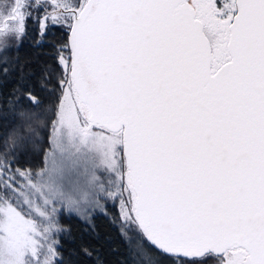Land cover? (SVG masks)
<instances>
[{"label":"snow or ice","instance_id":"1","mask_svg":"<svg viewBox=\"0 0 264 264\" xmlns=\"http://www.w3.org/2000/svg\"><path fill=\"white\" fill-rule=\"evenodd\" d=\"M0 13V51L29 20L56 37L53 122L98 138L111 171L86 198L118 204L171 264H264V0H0ZM31 123L0 136V162ZM51 207L0 179V264H40Z\"/></svg>","mask_w":264,"mask_h":264},{"label":"trees","instance_id":"2","mask_svg":"<svg viewBox=\"0 0 264 264\" xmlns=\"http://www.w3.org/2000/svg\"><path fill=\"white\" fill-rule=\"evenodd\" d=\"M55 39L51 34L38 36L37 25L29 20L19 44L0 59V136L18 125L23 114L32 116L31 128L22 130L25 142L9 149L12 154L7 159L31 170L44 166L50 146L54 123L50 88L57 71L51 44ZM28 94L39 100L33 103ZM60 220L67 230L60 239L56 264H147L122 232L116 210L111 215H94L90 224L67 212H62ZM141 241L157 255V264H171L170 257L158 250L148 236L143 234Z\"/></svg>","mask_w":264,"mask_h":264},{"label":"rangeland","instance_id":"3","mask_svg":"<svg viewBox=\"0 0 264 264\" xmlns=\"http://www.w3.org/2000/svg\"><path fill=\"white\" fill-rule=\"evenodd\" d=\"M2 19L3 14L0 13V20ZM22 34L10 35L8 44L0 51V59L14 44H19ZM0 167L8 169L6 173H0V179L5 175L10 180L15 179L24 191L31 192L33 196L43 189L49 197V202L55 205L50 208L49 231L46 243L41 249L40 264H56L59 259L60 239L67 230L60 220L62 212L74 214L83 222L90 224L94 215L98 213L111 215L114 210L119 215L122 232L129 237L128 240L136 253L145 259L147 264H157V255L141 241L143 234L145 236L147 234L141 226L128 225L122 221L118 204H109L105 210V205L100 203L98 198L93 202L83 195L93 178L103 179L104 176L111 175L104 146L98 138L85 137L53 123L50 146L42 168L31 170L15 166L9 161L0 162ZM233 255L243 256L244 250L238 248Z\"/></svg>","mask_w":264,"mask_h":264},{"label":"water","instance_id":"4","mask_svg":"<svg viewBox=\"0 0 264 264\" xmlns=\"http://www.w3.org/2000/svg\"><path fill=\"white\" fill-rule=\"evenodd\" d=\"M149 238V240L152 242V244L158 249V250H160V251H162L152 240H151V238L150 237H148ZM163 252V251H162Z\"/></svg>","mask_w":264,"mask_h":264}]
</instances>
